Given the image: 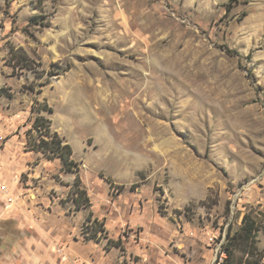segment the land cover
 Instances as JSON below:
<instances>
[{"label": "rangeland", "instance_id": "374dc122", "mask_svg": "<svg viewBox=\"0 0 264 264\" xmlns=\"http://www.w3.org/2000/svg\"><path fill=\"white\" fill-rule=\"evenodd\" d=\"M0 177V264H264V0H0Z\"/></svg>", "mask_w": 264, "mask_h": 264}, {"label": "trees", "instance_id": "16d2710c", "mask_svg": "<svg viewBox=\"0 0 264 264\" xmlns=\"http://www.w3.org/2000/svg\"><path fill=\"white\" fill-rule=\"evenodd\" d=\"M225 51L230 55H238L235 50L229 49L224 46ZM51 120L43 117L42 115L36 116L34 123L32 125V131H40V140L33 144L35 151H41L44 153H51L52 155L48 158L59 157L63 160L64 165L68 167V169L72 170L71 165L76 162L71 159L72 148L69 143H66L63 138L59 135L58 131L50 129L51 128ZM29 130V131H31ZM123 186V185H121ZM75 189L71 191L74 194ZM76 203V207H81V202L77 199V197L73 198ZM103 222H98L96 218L91 220V216L88 215L85 221V229L89 230L88 232L92 233V237L95 238L97 234V225L103 227ZM260 229V225L257 221L252 217L249 213H246L242 220V226L240 229L228 238L229 234H227V240L225 243V248L227 250V259L226 264H260V258L255 257L256 247V237L258 235ZM87 233V232H86ZM249 244L250 247H246Z\"/></svg>", "mask_w": 264, "mask_h": 264}, {"label": "built area", "instance_id": "2783aa9c", "mask_svg": "<svg viewBox=\"0 0 264 264\" xmlns=\"http://www.w3.org/2000/svg\"><path fill=\"white\" fill-rule=\"evenodd\" d=\"M8 201L11 202L13 199L8 198ZM221 235H227L226 233H219V235H211L209 237L210 243L212 245L214 255L210 264H223L227 259V250L225 248V243H221Z\"/></svg>", "mask_w": 264, "mask_h": 264}, {"label": "bare ground", "instance_id": "6f19581e", "mask_svg": "<svg viewBox=\"0 0 264 264\" xmlns=\"http://www.w3.org/2000/svg\"><path fill=\"white\" fill-rule=\"evenodd\" d=\"M227 235H221V243H226ZM226 264V261L223 263Z\"/></svg>", "mask_w": 264, "mask_h": 264}, {"label": "crops", "instance_id": "0c3cea01", "mask_svg": "<svg viewBox=\"0 0 264 264\" xmlns=\"http://www.w3.org/2000/svg\"><path fill=\"white\" fill-rule=\"evenodd\" d=\"M30 151H34V150H30ZM34 152H37V151H34ZM37 153H38V152H37ZM55 158H59V157H55ZM51 159H52V158H51ZM0 178H1V177H0ZM2 178L5 180V178H4V177H2ZM6 180H8V179H6ZM6 180H5V181H6ZM74 182H75V181H74ZM6 183L9 185V183H8V182H6ZM73 185H74V183H73ZM80 208H82V207H80ZM80 208H79V209H80ZM88 214H90V215H91V214H92V213H91V211H90V213H88ZM87 217H88V216H86V218H85V221H86ZM94 218H96V217H94Z\"/></svg>", "mask_w": 264, "mask_h": 264}]
</instances>
